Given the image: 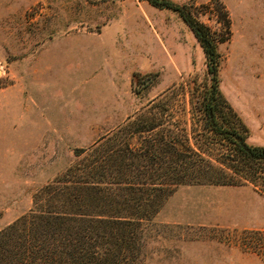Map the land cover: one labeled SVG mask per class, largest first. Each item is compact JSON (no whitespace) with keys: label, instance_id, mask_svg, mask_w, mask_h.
<instances>
[{"label":"rangeland","instance_id":"1","mask_svg":"<svg viewBox=\"0 0 264 264\" xmlns=\"http://www.w3.org/2000/svg\"><path fill=\"white\" fill-rule=\"evenodd\" d=\"M171 1L223 40L219 89L248 143L264 147V0ZM209 68L181 17L146 0H0V233L31 214L44 213L41 228L57 214L120 212L79 200L87 187L78 185L77 151L109 137L138 148L149 136L130 133L142 115L220 159L199 108ZM112 161L113 184L124 160ZM209 179L193 177L158 205L144 224V264H264L242 245L248 231L264 232V195Z\"/></svg>","mask_w":264,"mask_h":264},{"label":"trees","instance_id":"2","mask_svg":"<svg viewBox=\"0 0 264 264\" xmlns=\"http://www.w3.org/2000/svg\"><path fill=\"white\" fill-rule=\"evenodd\" d=\"M146 1L153 7L177 13L206 54L213 84L201 97L199 108L204 131L213 141L211 144L218 150L220 159L202 157L212 148L205 150L200 146L201 150H194L179 141L176 133L162 129L160 118L150 119L142 115L141 126L137 125L130 133L149 136L138 148H133L129 139L119 144L116 138L109 137L92 149L77 151L78 157L85 154L77 163L78 185L87 187L83 188V196L82 193V197L78 196L79 200L103 201L110 207L121 205L117 209L120 212L115 215L103 212L57 214L53 222L48 218L47 224L41 228L39 221L45 218L44 213L26 216L0 233V264H144L141 256L144 224L151 221L158 205L174 187L190 183L193 177H202L210 178L208 182L211 184L222 186L251 185L264 195V147L248 143L247 126L219 89L217 45L223 40L215 37L183 6L171 0ZM226 26L229 27L228 22ZM152 104L150 110L156 107L154 101ZM122 159L124 163L118 165L117 172L123 179L113 182L116 185L114 191L110 186L113 184L106 181L109 162ZM125 159L136 161L129 164ZM124 191L127 195L123 194ZM118 197L125 202L124 205L117 201ZM244 236L247 243L243 246L259 256L264 255V232L248 231Z\"/></svg>","mask_w":264,"mask_h":264}]
</instances>
